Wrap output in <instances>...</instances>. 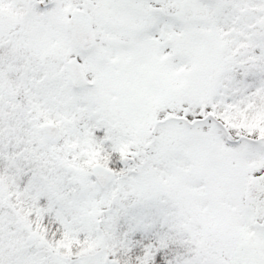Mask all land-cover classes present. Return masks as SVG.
<instances>
[{
  "label": "snow or ice",
  "instance_id": "6c2138e0",
  "mask_svg": "<svg viewBox=\"0 0 264 264\" xmlns=\"http://www.w3.org/2000/svg\"><path fill=\"white\" fill-rule=\"evenodd\" d=\"M0 264H264V0H0Z\"/></svg>",
  "mask_w": 264,
  "mask_h": 264
}]
</instances>
